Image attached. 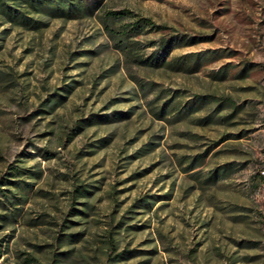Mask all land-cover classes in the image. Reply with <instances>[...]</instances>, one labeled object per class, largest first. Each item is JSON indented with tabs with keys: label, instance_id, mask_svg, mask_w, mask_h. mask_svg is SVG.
<instances>
[{
	"label": "rangeland",
	"instance_id": "374dc122",
	"mask_svg": "<svg viewBox=\"0 0 264 264\" xmlns=\"http://www.w3.org/2000/svg\"><path fill=\"white\" fill-rule=\"evenodd\" d=\"M108 8L201 39L127 62ZM39 18L0 15V264H264V0Z\"/></svg>",
	"mask_w": 264,
	"mask_h": 264
},
{
	"label": "trees",
	"instance_id": "16d2710c",
	"mask_svg": "<svg viewBox=\"0 0 264 264\" xmlns=\"http://www.w3.org/2000/svg\"><path fill=\"white\" fill-rule=\"evenodd\" d=\"M162 1V0H159ZM102 0H0V15L12 25L29 28L39 27L43 21L39 17L76 19L92 15L101 9ZM101 23L107 36L113 41L116 49L121 51L127 62L161 66L176 47L190 45L200 41V36L186 37L175 30L157 24L150 17L143 16L127 8H108L101 12ZM163 31L156 41V46L147 58L139 55V37L147 31ZM200 52H191L178 56L179 65L187 63L197 68ZM242 71L246 66H242ZM206 96L198 95L188 102V107L201 103ZM175 113L181 114L180 107ZM164 114V108L159 117Z\"/></svg>",
	"mask_w": 264,
	"mask_h": 264
}]
</instances>
